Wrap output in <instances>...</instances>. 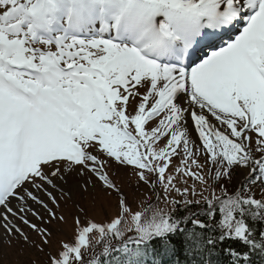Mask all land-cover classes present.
<instances>
[{
  "label": "snow or ice",
  "instance_id": "snow-or-ice-1",
  "mask_svg": "<svg viewBox=\"0 0 264 264\" xmlns=\"http://www.w3.org/2000/svg\"><path fill=\"white\" fill-rule=\"evenodd\" d=\"M17 247L264 264V0H0V254Z\"/></svg>",
  "mask_w": 264,
  "mask_h": 264
},
{
  "label": "rangeland",
  "instance_id": "rangeland-1",
  "mask_svg": "<svg viewBox=\"0 0 264 264\" xmlns=\"http://www.w3.org/2000/svg\"><path fill=\"white\" fill-rule=\"evenodd\" d=\"M125 184H127L126 180H125ZM126 190L131 191V189H127V187ZM57 214L58 215L63 214L66 218L67 223L57 225L55 222H53L52 228L54 232V236H53L54 242L56 239H59L62 235L61 232L58 231L59 228H63L65 231H69V232L71 230V222L73 219L74 212H73L72 202L70 200H67L66 197L61 202V206L57 210ZM33 222L40 224V221L35 220V218H33ZM25 231L28 232V234L33 240H39L38 235L32 232L30 229L26 228ZM17 259H19L22 262V264H28L30 260L37 259V257L34 250L20 252L18 247L14 250H9L7 255L0 254V264H16Z\"/></svg>",
  "mask_w": 264,
  "mask_h": 264
}]
</instances>
